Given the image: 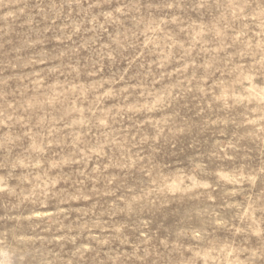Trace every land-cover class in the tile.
<instances>
[{"label": "rangeland", "instance_id": "obj_1", "mask_svg": "<svg viewBox=\"0 0 264 264\" xmlns=\"http://www.w3.org/2000/svg\"><path fill=\"white\" fill-rule=\"evenodd\" d=\"M264 264V0H0V260Z\"/></svg>", "mask_w": 264, "mask_h": 264}, {"label": "clouds", "instance_id": "obj_2", "mask_svg": "<svg viewBox=\"0 0 264 264\" xmlns=\"http://www.w3.org/2000/svg\"><path fill=\"white\" fill-rule=\"evenodd\" d=\"M3 257V260H0V264H21L24 259L14 248H8V250L3 253Z\"/></svg>", "mask_w": 264, "mask_h": 264}]
</instances>
